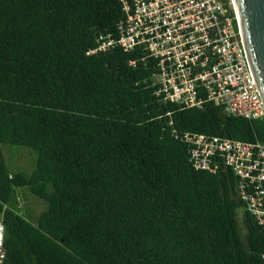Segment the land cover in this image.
<instances>
[{
  "label": "trees",
  "instance_id": "obj_1",
  "mask_svg": "<svg viewBox=\"0 0 264 264\" xmlns=\"http://www.w3.org/2000/svg\"><path fill=\"white\" fill-rule=\"evenodd\" d=\"M124 17L121 0H0V264H264L238 176L195 168L182 138L264 142V117L165 101L142 51L90 53ZM3 144L35 150L32 172ZM21 188L48 203L36 222Z\"/></svg>",
  "mask_w": 264,
  "mask_h": 264
},
{
  "label": "built area",
  "instance_id": "obj_2",
  "mask_svg": "<svg viewBox=\"0 0 264 264\" xmlns=\"http://www.w3.org/2000/svg\"><path fill=\"white\" fill-rule=\"evenodd\" d=\"M125 17L117 38L102 35L90 53L120 47L156 62L154 84L165 101L202 108L208 101L227 114L264 117L260 91L244 40L236 0H121ZM194 167L232 168L248 210L264 226V142L187 132ZM5 225L0 214V261ZM264 258V254H263Z\"/></svg>",
  "mask_w": 264,
  "mask_h": 264
},
{
  "label": "water",
  "instance_id": "obj_3",
  "mask_svg": "<svg viewBox=\"0 0 264 264\" xmlns=\"http://www.w3.org/2000/svg\"><path fill=\"white\" fill-rule=\"evenodd\" d=\"M246 49L264 99V0H236Z\"/></svg>",
  "mask_w": 264,
  "mask_h": 264
},
{
  "label": "rangeland",
  "instance_id": "obj_4",
  "mask_svg": "<svg viewBox=\"0 0 264 264\" xmlns=\"http://www.w3.org/2000/svg\"><path fill=\"white\" fill-rule=\"evenodd\" d=\"M3 151L12 173L22 171L30 173L36 165L37 152L29 147L3 144ZM18 203L22 214L36 222L48 203L35 196L28 188L17 191Z\"/></svg>",
  "mask_w": 264,
  "mask_h": 264
}]
</instances>
